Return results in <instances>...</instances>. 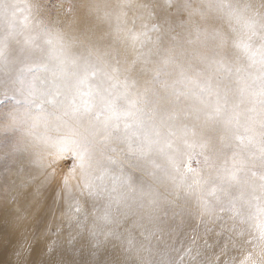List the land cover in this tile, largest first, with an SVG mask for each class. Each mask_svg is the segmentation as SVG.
<instances>
[{"label": "snow or ice", "instance_id": "obj_1", "mask_svg": "<svg viewBox=\"0 0 264 264\" xmlns=\"http://www.w3.org/2000/svg\"><path fill=\"white\" fill-rule=\"evenodd\" d=\"M81 7L0 0L4 133L39 170L0 167V264H151L186 195L264 242V0Z\"/></svg>", "mask_w": 264, "mask_h": 264}, {"label": "rangeland", "instance_id": "obj_2", "mask_svg": "<svg viewBox=\"0 0 264 264\" xmlns=\"http://www.w3.org/2000/svg\"><path fill=\"white\" fill-rule=\"evenodd\" d=\"M47 2V0H45ZM66 7L77 5L76 16L86 15V8L81 7L90 0H56ZM71 20V18H68ZM94 19V18H90ZM0 110V157L8 153L7 161L0 159V167L6 162L23 161L29 164L34 174L39 170L29 162L34 157L29 152H13V147H22L27 137L20 131L4 133L6 120ZM59 179V178H58ZM60 212L53 217L50 213L46 222L57 223L66 220ZM43 227V223L40 225ZM247 229V226H243ZM145 253L151 264H242L250 256L254 264H264V242L258 239L253 245L245 244L239 236L241 225L232 213L215 202L205 206L193 195L182 196L176 200L175 207L169 211L159 225ZM251 235L258 238L253 229ZM248 237H244L247 239ZM7 237L5 238L4 258H8Z\"/></svg>", "mask_w": 264, "mask_h": 264}]
</instances>
